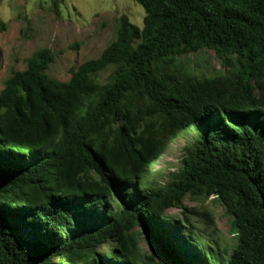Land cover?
Returning <instances> with one entry per match:
<instances>
[{"label":"trees","instance_id":"16d2710c","mask_svg":"<svg viewBox=\"0 0 264 264\" xmlns=\"http://www.w3.org/2000/svg\"><path fill=\"white\" fill-rule=\"evenodd\" d=\"M134 2L142 26L120 16L67 81L41 48L2 83L0 264H264V0ZM203 50L226 71L175 61ZM182 136L180 167L151 171ZM211 197L231 247H207L187 217L186 199Z\"/></svg>","mask_w":264,"mask_h":264},{"label":"rangeland","instance_id":"374dc122","mask_svg":"<svg viewBox=\"0 0 264 264\" xmlns=\"http://www.w3.org/2000/svg\"><path fill=\"white\" fill-rule=\"evenodd\" d=\"M122 15L141 27L145 11L134 0H0V22L5 24L4 29L0 28V87L13 70H24L26 60L41 48H49L54 55L47 70L49 77L67 81L71 68L98 57L115 39ZM175 61L181 69L196 75L212 76L226 71L212 50L184 55ZM108 73H101L99 80L103 81ZM186 142L183 136L170 142L151 171H176ZM183 205L195 210L187 212V217L196 233L204 236L207 247L215 242L221 247L235 243L230 233L231 217L217 199H186ZM167 214L183 218V211L177 208L169 209ZM140 246L150 254L159 248L147 234Z\"/></svg>","mask_w":264,"mask_h":264},{"label":"water","instance_id":"95a60500","mask_svg":"<svg viewBox=\"0 0 264 264\" xmlns=\"http://www.w3.org/2000/svg\"><path fill=\"white\" fill-rule=\"evenodd\" d=\"M145 234H146V233H145ZM147 235H148V234H147ZM148 236H149V235H148ZM150 237H151V236H150ZM151 238H152V237H151ZM152 239H153V238H152ZM153 240H154V239H153ZM154 241H155V240H154ZM155 242H156V241H155ZM156 243H157V242H156ZM157 244H158V243H157ZM158 247H159V248H158L156 251H158V250L161 251V250H162L161 247H160L159 245H158ZM154 252H155V251H154ZM154 252H152V253H154ZM152 253H151V254H152Z\"/></svg>","mask_w":264,"mask_h":264}]
</instances>
